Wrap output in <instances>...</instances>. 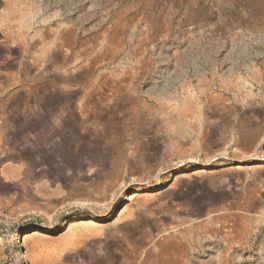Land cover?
Masks as SVG:
<instances>
[{
	"label": "rangeland",
	"instance_id": "obj_1",
	"mask_svg": "<svg viewBox=\"0 0 264 264\" xmlns=\"http://www.w3.org/2000/svg\"><path fill=\"white\" fill-rule=\"evenodd\" d=\"M258 142L264 0H0V264H264Z\"/></svg>",
	"mask_w": 264,
	"mask_h": 264
},
{
	"label": "water",
	"instance_id": "obj_2",
	"mask_svg": "<svg viewBox=\"0 0 264 264\" xmlns=\"http://www.w3.org/2000/svg\"><path fill=\"white\" fill-rule=\"evenodd\" d=\"M244 153L249 157H253L252 153H254V154L260 153L258 156L259 157L258 158V160H259L258 164L264 165V143L260 144V142H258L256 144V147H255V145H253V146L249 147L248 150H244ZM242 166H245V165H242ZM253 168H255V167H253ZM244 170L246 173H252L254 169L245 168ZM256 170H257V168H256ZM62 204H63V202L60 205H62ZM29 210H30V208H28L26 206H19V207H16L14 209L13 214L15 216H18V215L24 214L25 212H27ZM42 241H44V240H42Z\"/></svg>",
	"mask_w": 264,
	"mask_h": 264
}]
</instances>
